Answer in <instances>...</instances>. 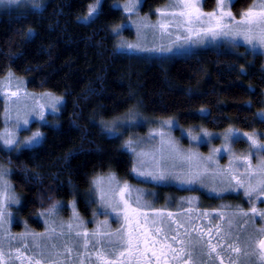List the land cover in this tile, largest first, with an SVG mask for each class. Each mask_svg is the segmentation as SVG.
<instances>
[{
  "label": "trees",
  "instance_id": "16d2710c",
  "mask_svg": "<svg viewBox=\"0 0 264 264\" xmlns=\"http://www.w3.org/2000/svg\"><path fill=\"white\" fill-rule=\"evenodd\" d=\"M115 1L103 0L99 16L89 22L78 18L95 0H48L39 10L12 11L0 20V77L12 70L27 77L30 89L65 98L58 126L44 128L41 144L12 150L0 140V160L10 165L24 203L22 217L34 228L41 227L37 212L57 202L75 200L89 217L95 202L88 191L96 175L113 172L141 182L132 176L133 158L123 138L102 125L133 108L147 117H176L187 127L264 130L257 115L264 110L262 54L242 45L240 54L207 49L171 60L134 58L117 49L113 27L124 15ZM165 2L145 0L142 11L153 12ZM212 2L205 0V7ZM252 2L234 0L232 9L239 13ZM3 109L0 97V131Z\"/></svg>",
  "mask_w": 264,
  "mask_h": 264
},
{
  "label": "snow or ice",
  "instance_id": "6c2138e0",
  "mask_svg": "<svg viewBox=\"0 0 264 264\" xmlns=\"http://www.w3.org/2000/svg\"><path fill=\"white\" fill-rule=\"evenodd\" d=\"M20 3L21 0H0V5L4 6ZM31 3L37 9L43 7L37 0H31ZM140 6L141 0H126L122 7L131 17ZM226 7L228 0H217L216 10L204 12L200 0H173L171 4L156 10L159 13L156 23L149 22L148 16H138L132 21L138 35L148 30L158 32L161 41L158 45L153 44L149 47L139 42L135 44L122 42L118 47L127 49L128 54L134 58L165 60L172 58L171 55L166 54H173L174 49L208 40H227L234 45L243 41L245 45L250 46L253 53L259 51L260 54H264V0H253L249 8L240 13V19H236L230 8L225 10ZM101 8L102 0H95V4L88 6L87 15L78 19L89 22L93 17L99 16ZM32 31L29 29L25 35L28 36ZM113 31L119 34L120 27ZM165 39L167 43L164 42ZM241 70L245 71L243 68ZM7 87L9 90L3 92L4 96L9 99L19 97L18 87L16 91L10 90V79ZM58 102V98L53 100L51 106L54 110ZM43 108L44 105H41L39 114L41 120L44 119ZM200 111L206 110L202 108ZM257 115L264 122V112ZM20 122L18 116L17 127ZM28 122L27 119L23 120L25 125ZM173 123L171 118L162 120L161 129L155 133L160 136L162 144L159 159L157 160L153 155L156 167L147 171L133 168V171L141 176H150L153 180L175 179L181 183L194 184L198 181L202 182L208 169L217 163L214 156L221 151H227L231 154L229 166L227 169H219L218 173L223 176L224 182L230 189H243V195L252 204L248 211L240 210L229 214L226 219L227 228L221 223L214 226L192 227L189 231L188 227L177 218V213L151 209V205L144 202L139 195V190L133 199L131 187L127 183L121 186L113 176L97 177L93 180V186L99 201L106 211L110 210L118 218L122 217L121 226L115 231L105 230L108 221L104 220L91 232L86 228L83 231H76L75 237L82 240V243L69 244L65 241L61 251L56 244L49 245L44 241L52 238L53 234L64 236L63 223L60 224L59 233L55 227H48L43 233L25 231L13 235L10 228H5V224H11L12 213L8 211L9 205L19 204L20 201L11 191L6 179L10 170L0 166V264H215L217 260L219 264H225L226 249L235 254L234 257H229L228 264H242L239 259L241 255L244 257L243 264H264V226L255 227L257 216L264 221V209L252 203L253 198L260 201L264 197V141L260 138L264 134L240 133L235 128H229L223 134L224 143L221 148H213L212 155L203 158L198 157L196 153H182L174 141L165 140L168 133L164 131V127L171 128ZM115 128L116 124L113 122L110 130ZM189 135L192 140H200V136L192 135L191 131ZM203 136L212 138L213 133L203 131ZM241 136L246 137L249 142V151L246 154L236 155L232 152V144ZM42 137L43 134L37 131L23 143L28 146L39 145L42 143ZM0 140L6 147L19 144L13 132L0 136ZM165 145L167 154H165ZM124 146L135 153L133 141H126ZM137 155L144 157L149 153L140 152ZM254 155L255 164H253ZM167 161H172V169L181 170L179 172L169 170L166 167ZM144 164L145 161L141 160V168ZM240 168L244 171L241 172ZM60 206L59 202L53 203L46 212L38 215L54 217ZM71 206L73 217L79 220L75 211V200L72 201ZM202 215L208 214L202 213ZM218 215L222 221H225L224 213ZM233 217L243 218L245 225L251 224L255 235L234 234L232 229L238 225L234 224ZM45 223L47 225L50 222L46 220ZM188 223L195 222L189 218ZM209 224L211 225V221ZM74 227L83 228V223L75 226L69 223L68 235L73 234ZM17 244L19 246H16Z\"/></svg>",
  "mask_w": 264,
  "mask_h": 264
},
{
  "label": "rangeland",
  "instance_id": "374dc122",
  "mask_svg": "<svg viewBox=\"0 0 264 264\" xmlns=\"http://www.w3.org/2000/svg\"><path fill=\"white\" fill-rule=\"evenodd\" d=\"M48 0H37L38 3H41L43 6L47 3ZM145 0H141V6L134 12L131 17L128 13L123 10V4L126 0H117L114 2V7L121 9L124 15V20L115 25L113 29L120 27L119 34H116L113 31V34L116 38V45L119 51L127 52V49L119 48L118 46L122 42L126 43H144L146 46L151 47L153 44H159L160 37L158 32H153L152 30H148L147 32H141L138 35L136 26L132 23L133 20H136L137 17L148 16L149 22L156 23L159 19V13L156 11L159 8H163L165 5H169L173 2V0H166L164 4L157 7L153 12H144L142 11V6ZM234 0H228V7L225 10H230L233 12L236 19H240V11L239 13H235L232 9V3ZM103 2V0H102ZM215 4H213L212 8L205 7V0H200V5L204 12H212L217 9V0H213ZM212 2V3H213ZM253 3V2H252ZM251 3V4H252ZM95 4V2L93 3ZM250 4V5H251ZM39 10L32 6L31 0H21L19 5H11L4 6L0 5V20L2 16L6 13H11L12 11H24V10ZM87 15V14H86ZM95 17H93L94 19ZM84 21V20H83ZM167 43V39L164 41ZM245 46L247 50H250L252 53L250 46L245 45L243 41H239L236 45L228 42L227 40H217L212 41L208 40L204 43L192 44L190 46H185L184 48L174 49L172 58H177L181 56H185L191 53L205 51L207 49H212L215 51H230L236 54H240L239 46ZM256 53H259L257 51ZM157 55V54H153ZM264 59V54H262ZM170 59V60H171ZM169 60V59H165ZM10 79L11 83V91H16L17 87L19 88V97L11 98L3 95L4 91H8L7 87ZM19 82V83H18ZM0 97L4 102L3 109V127L0 131V136L5 135L7 132H13L14 138L19 142L18 145H13L10 147H6L1 140V143L7 149L12 150H20L22 148H31L34 146L25 145L23 142L32 136L34 132H41L44 137V128L46 126H58V118L61 113L62 106L65 103V98L63 95L56 94L49 90H41L35 91L29 88L28 79L26 76L16 75L12 70H10L6 75L0 77ZM59 99V102L56 104V109L52 108V103L54 99ZM44 105L43 115L44 119H40V106ZM7 110V114H6ZM264 110H260L258 113H262ZM20 117V125L17 127L16 121L17 117ZM173 119L174 123L171 128L164 127V131L168 133L165 137V140L171 139L174 141L176 147L182 153H196L198 157L206 158L209 155H212L213 148H221L224 143L223 134L224 131H215L209 130L204 127L202 124L198 125H190L184 126L182 125L176 117H147L143 115L139 108H133L127 113L115 117L111 120L105 121L102 123L104 130L112 136H121L123 138V146L125 142L128 140L133 141V147L136 149L135 153L132 152L129 148L124 146V149L127 150L133 158V168H137L139 170H150L156 167L153 162V155H155L156 159H159L160 151H161V138L159 135H155L162 125L161 121L166 119ZM27 119L28 124H24L23 120ZM115 122L116 128L110 130V126ZM237 129L240 133H257L264 134V130L253 129V130H243L237 127H230ZM189 131H191L192 135L200 136L199 141H195L191 139L189 135ZM203 131H207L213 133V137H205L203 136ZM42 137V140H43ZM261 140L264 141V135L260 136ZM37 146V145H35ZM165 154H167V146H164ZM249 151V142L246 137L241 136L240 139L234 140L232 144V152L236 155L246 154ZM140 152L149 153L144 157H140L137 154ZM231 158V154L227 151H221L219 154L214 156V160L217 161L216 164L212 165L208 169V173L203 177L202 182L198 181L194 184L181 183L175 179L169 180H153L150 176H141L138 172L133 171L132 168V176L135 180L141 181H130V179H123L119 177L117 174L110 172L105 174L96 175L90 185V190L88 191V198L94 200L95 208L89 217H84L79 212L77 205L75 208L76 213L79 216V220H76L73 217V208L71 203L73 200L65 202H59L61 205L56 212L54 217L40 216L38 213L46 212L47 210H39L35 215V218L41 223L40 229L34 228L26 219H24L21 213L23 207V201L18 192L16 191L14 184L11 181V167L9 164L5 163L3 160H0V166H3L6 169L10 170V174L6 177L8 180L11 191L20 201L19 204H10L8 207V211L12 213L11 224H5V228H10V231L13 235H18L25 231L43 233L47 230L48 227H55L57 233L61 231L60 224L63 223L65 225L63 231L65 233L64 236L53 234V237L44 241L49 245L56 244L59 249L62 251L65 241L69 242V244H77L82 243V240H78L75 237L76 231H83L86 228L88 231H92L99 227V223L101 221L107 220L108 225L105 230L115 231L117 228L121 226L122 217H117L115 213H111L110 210L106 211V209L101 205L99 201V196L94 190L93 180L97 177H105L113 176L116 182L122 186L127 183L132 190L133 199L138 194L137 190H139V195L142 196L143 201L147 204L151 205V209H157L162 211H171L173 213H177L179 217H181L182 222L188 227L189 231H191L192 227H202V226H214L215 224L224 223V227L227 228L226 219L229 214L233 212H238L240 210L248 211L252 204L249 203L248 199L243 195V189H235L229 188L227 183L224 182V178L221 174L218 173L219 169H227L229 166V161ZM141 160L145 161L143 168H141ZM179 163V162H177ZM256 163V157L253 156V164ZM172 161H167L166 167L169 170H174L179 172L181 169L176 168L172 169ZM240 171L243 172L244 169L240 168ZM216 173V175H213ZM115 186V185H114ZM178 187L180 189L187 190L186 193L179 196L172 190L162 188V187ZM107 187V185H105ZM215 189V191H213ZM227 189V190H226ZM201 191L202 193L208 196L205 199H202L195 191ZM213 198H215L213 200ZM256 207L260 209H264V197L261 198L260 201H256L253 198L252 201ZM135 206V205H133ZM151 209H145V211H151ZM202 213H207L208 215H202ZM218 213L225 214V221H222ZM189 218L194 221V224H189ZM234 224L238 226H234L232 231L237 235H248L253 234V227L251 224L245 225L243 218L233 217ZM48 220L50 223L46 225L45 221ZM264 226V221L260 219L259 216L255 218V227L259 228L261 226L258 225V221ZM211 221V225L209 224ZM71 223L74 226L78 223H83V228H73V234L68 235L67 225ZM16 246H19L18 244ZM241 246L243 247V242H241ZM228 256L234 257L235 254L230 253L225 250L224 262L228 264ZM240 261L244 262V257L241 255L239 257ZM217 264V263H216Z\"/></svg>",
  "mask_w": 264,
  "mask_h": 264
},
{
  "label": "flooded vegetation",
  "instance_id": "af4514ba",
  "mask_svg": "<svg viewBox=\"0 0 264 264\" xmlns=\"http://www.w3.org/2000/svg\"><path fill=\"white\" fill-rule=\"evenodd\" d=\"M175 188H177V189H179V190H183V191H185L184 189H180V188H178V187H175ZM176 194L179 195V196H181V195H183L184 193L180 194V193H177V192H176ZM213 199H215V198H213ZM177 218L180 220L181 223H183L181 217L178 216ZM257 221L259 222L258 225L261 226L262 224L260 223V221H259V220H257ZM202 227H203V226H202ZM181 232H183V229H181ZM214 235H215V234H214ZM213 242L215 243V240H214ZM228 260H229V256H228L227 261H228ZM216 263L219 264V260H217V261L215 262V264H216Z\"/></svg>",
  "mask_w": 264,
  "mask_h": 264
}]
</instances>
